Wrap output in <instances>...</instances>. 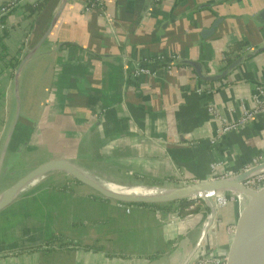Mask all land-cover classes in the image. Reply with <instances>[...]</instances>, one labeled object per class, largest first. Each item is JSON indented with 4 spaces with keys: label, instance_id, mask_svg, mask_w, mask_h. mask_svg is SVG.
<instances>
[{
    "label": "crops",
    "instance_id": "1",
    "mask_svg": "<svg viewBox=\"0 0 264 264\" xmlns=\"http://www.w3.org/2000/svg\"><path fill=\"white\" fill-rule=\"evenodd\" d=\"M36 1L24 0L0 29V37L7 32L0 40L1 147L15 113L16 63L43 36L61 0L27 18L23 5ZM217 1H154L143 14L144 0H105L102 11H85L86 0H67L21 71L20 116L3 166L8 154L22 156L24 147L42 156L38 164L67 159L97 178L128 186H149L134 182L144 179L177 187L243 171L264 151V111L235 130L221 129L255 108L258 88L264 91V52L212 83L190 67L168 64L198 60L216 73L225 68L229 46L247 43L238 56L264 44V28L245 19L227 21L213 38L199 42L214 13L251 14L264 6V0H239L188 13ZM147 58L162 63L153 75L135 76V65ZM242 197L233 220L252 204L251 197ZM127 205L129 212L69 179L37 183L0 212V264H184L189 257L187 264H196L212 254L234 210L203 233L206 219L200 222L195 213ZM54 234L81 248L29 250Z\"/></svg>",
    "mask_w": 264,
    "mask_h": 264
},
{
    "label": "water",
    "instance_id": "2",
    "mask_svg": "<svg viewBox=\"0 0 264 264\" xmlns=\"http://www.w3.org/2000/svg\"><path fill=\"white\" fill-rule=\"evenodd\" d=\"M154 1L155 0H144V5L142 7L143 14L148 11ZM236 1L239 0H220L215 3L196 5L193 7V9H190L188 13H195L202 10L214 11L216 7L222 5L234 6L233 3H235ZM66 2L67 0L60 1V4L55 11L47 30L37 41V43L25 53L15 71L13 86L16 107L12 123L7 131L6 137L0 150V177L3 172L4 159L9 149V145L20 116L21 102L19 97V77L21 71L25 64L34 56L39 47L48 37ZM214 15L215 19L213 20L211 25L208 28L201 29V31L198 33L199 42L213 38L217 29L230 20L232 21L237 19H245L257 26L258 29L264 28V6L260 10L251 14H228L222 16L216 12L214 13ZM167 22L168 21H165L163 23L164 26ZM262 52H264V44L259 45L253 49L243 51L238 56H236L235 60L230 65H228L221 71H219L218 69L216 73H211V68H209L207 65H203L198 60L178 59L176 61V64L178 66L190 67L191 70L194 71L197 78H199L201 81L212 83L225 79L230 74H232V72L236 70L242 63ZM79 168L85 170L78 163L67 159H51L35 165L31 169L25 171V173L21 175L20 178H18L11 186L4 189L0 193V212L17 198L19 194L28 185H30L31 181L39 173L44 171H52L55 173L64 174L70 177L77 184L89 188L96 195L104 199L120 204L129 205H159L177 203L184 200H190L195 197H200L201 199L205 200L199 195V193L205 189L228 193H235L236 191H240L251 196L252 204L240 217H238V219L233 220L232 217L238 210L239 203L237 204V208L232 211L226 223L224 233L220 238L218 245L212 252L208 264H264V187L260 189H250L243 185V182L245 180L255 176L258 173L263 172L264 164L258 165L254 168L249 169L248 171L239 173L232 177L214 178L211 180L198 181L176 188L159 187L163 191L161 194L149 196L121 195L112 193L106 190L98 182L91 179L88 175L81 172ZM117 185L122 186L121 184ZM126 187L132 188L134 186L126 185ZM143 187L150 188L157 186ZM231 188L235 189L232 190ZM254 190L260 191V194L253 195L252 192ZM207 206L209 208V216L203 225V233H205L206 230L209 229V227H211V225L213 224V208L209 205ZM189 259L190 257L185 261L184 264H187Z\"/></svg>",
    "mask_w": 264,
    "mask_h": 264
},
{
    "label": "built area",
    "instance_id": "3",
    "mask_svg": "<svg viewBox=\"0 0 264 264\" xmlns=\"http://www.w3.org/2000/svg\"><path fill=\"white\" fill-rule=\"evenodd\" d=\"M23 1L24 0H7L6 3L0 5V29L4 27L1 20L7 15H9V13L12 10H14L16 7H18ZM156 1L158 0H155V2ZM104 6H105V0H93V2H91L90 4L85 3L84 10L88 11L91 9H97V10L102 11L104 9ZM176 61L177 60H173V59L169 61L168 62L169 67H171L172 65H175ZM160 63H162V60L160 58H147L144 60L142 64L135 65L133 74L135 76L153 75L154 70ZM197 92L200 93L199 90H197ZM254 101H255V108L253 110H243L242 116L236 122L224 123L221 129V133L227 132L230 130H235L239 128L240 126H243L246 122L251 120L254 117V115H256L259 112L264 111V91L261 89V87L258 88L257 93L254 96ZM213 114H215V112H213ZM261 164H264V151L259 156H257L255 159H253L252 163L246 168H244L243 171H241L240 173L248 171L249 169L254 168ZM224 178H227V177H224ZM243 185L250 189H260L264 187V171L247 179L245 182H243ZM215 197H216V201H215L216 203L212 207L213 212H214L213 223L216 221V219H219V215L217 213L218 210H220L221 208H224L229 203L227 197H224V195L222 196L220 194H217V196ZM125 207H126V212H129L130 208L128 207V205ZM188 209L189 210L192 209V206H189ZM208 216L209 214L207 215L206 219L208 218ZM210 257L211 255L209 254L204 255L200 257L198 260H196L195 263L196 264H208V262L210 261Z\"/></svg>",
    "mask_w": 264,
    "mask_h": 264
},
{
    "label": "trees",
    "instance_id": "4",
    "mask_svg": "<svg viewBox=\"0 0 264 264\" xmlns=\"http://www.w3.org/2000/svg\"><path fill=\"white\" fill-rule=\"evenodd\" d=\"M49 1L50 0H37L35 4H24L23 10L25 13H28L27 18H31L32 16H35V15L36 16L40 15L47 7ZM91 2H93V0H86V3L88 4H90ZM160 2L161 0H158L155 2V4H159ZM4 20H5V17L1 20V22L4 23ZM6 35H7V32L3 31V35L0 37V40H2ZM246 46H247V43L243 41H238L234 43L233 45L229 46L228 51L225 52V57H224L225 68L235 60L236 58L235 53L240 52L242 48ZM17 64H18V61L16 65ZM150 183L151 184H149V186L163 187V183L159 181H151ZM139 206L176 211L179 215H185L187 214V212L195 213L198 215L200 222H203L209 213V209L206 206H203V205L201 206L200 204H197V201H193V200H184V201H180L177 203H168V204H159V205L158 204L139 205ZM189 206H192V209L189 211H186V209ZM231 210L232 209L230 208V211ZM57 247H59L60 250H75V249L81 248V244L78 243L77 241L65 238L62 235L54 234L49 239L45 240L41 246L33 248V249H29V250L50 252V251L55 250V248Z\"/></svg>",
    "mask_w": 264,
    "mask_h": 264
},
{
    "label": "rangeland",
    "instance_id": "5",
    "mask_svg": "<svg viewBox=\"0 0 264 264\" xmlns=\"http://www.w3.org/2000/svg\"><path fill=\"white\" fill-rule=\"evenodd\" d=\"M19 65V64H17ZM13 118V113L12 115L9 116L8 121H7V128H9V125L12 121ZM2 142H0V147H1ZM24 151L23 155L21 156V152L19 153L20 155H15V153L11 152L10 154L7 155V161L5 163V165L3 166V172L1 174L0 177V193L8 188L9 186H11L18 178H20L21 175H23L25 173V171L31 169L32 167H34L35 165L38 164V162H40V157L41 155L37 156V154H29V150H27L26 148L23 147L22 152ZM22 157V158H21ZM42 157V156H41ZM20 159V160H19ZM84 168V167H83ZM86 170V169H85ZM90 174L93 175L92 172L88 171ZM59 175H63L60 173H54L52 176H49L47 178H45V181H49L52 180L53 183H56L57 185H62L64 183V181H66V179H69V181H73L70 177L68 176H59ZM246 181V180H245ZM244 181V182H245ZM74 182V181H73ZM137 182V184L139 183H147V184H151V180H144V179H140L138 181H134ZM76 183V182H74ZM36 185V184H33ZM33 185H28L20 194H22L25 191H28L30 187H32ZM184 186V185H182ZM179 187V186H177ZM162 188H176V187H168V186H163ZM19 194V195H20ZM220 195H224V197H227L229 203L227 204L226 210H224L223 208H221L220 210H218V215L219 217H221L220 214L224 215L225 213H227L228 211H230L229 209L232 208H237V204H238V199L235 197L234 193H228V192H219ZM208 196H211V193L208 194ZM190 200L193 201H197V204H200L201 206H206L208 208L207 205L213 207L215 205V201H216V197H210L207 200H203L200 197H195L192 198ZM125 205V204H123ZM127 206V205H125ZM132 207H135V205H133ZM224 207V208H225ZM209 209V208H208ZM209 214V213H208ZM226 216V215H224ZM218 220V219H216ZM8 221H5V223ZM10 222H8L7 224H9ZM189 264H191L189 262Z\"/></svg>",
    "mask_w": 264,
    "mask_h": 264
},
{
    "label": "bare ground",
    "instance_id": "6",
    "mask_svg": "<svg viewBox=\"0 0 264 264\" xmlns=\"http://www.w3.org/2000/svg\"><path fill=\"white\" fill-rule=\"evenodd\" d=\"M80 169V168H79ZM81 172H83L84 174L88 175L91 179L95 180L96 182H98L100 185H102L106 190L112 192V193H115V194H121V195H137V196H149V195H158V194H161L163 191L161 190V188L159 187H143V186H140V185H135L134 187L132 188H128L126 187V185H117L115 184L114 182L112 181H105V180H102L100 178H97L95 177L94 175L88 173L86 170H83V169H80ZM55 172H52V171H44V172H41L39 173L30 183V185H33V184H37V183H40L42 181H44L45 178L53 175ZM232 190H234L235 188H231ZM211 193V196H208V194ZM234 193V192H233ZM253 195H258L260 194V191L258 190H254L253 192ZM217 194H219V192L217 191H213V190H210V189H205V190H202L199 195L201 197H203L204 199H208L210 197H215L217 196ZM235 197L238 199V203H241V199H240V196L244 195L245 197H242L243 199L244 198H248V197H251L243 192H240V191H236L234 193ZM240 195V196H239Z\"/></svg>",
    "mask_w": 264,
    "mask_h": 264
}]
</instances>
